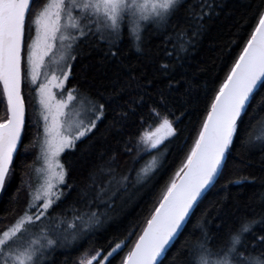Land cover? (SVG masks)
Masks as SVG:
<instances>
[{
    "label": "snow or ice",
    "instance_id": "snow-or-ice-1",
    "mask_svg": "<svg viewBox=\"0 0 264 264\" xmlns=\"http://www.w3.org/2000/svg\"><path fill=\"white\" fill-rule=\"evenodd\" d=\"M36 3L0 0V85L7 104L6 117L0 121V191H6L14 178V155L24 141L26 107L22 87L26 80L38 97L39 116L36 138L33 144L25 145V151L38 147L37 162L41 165L35 169L40 178L35 188L22 180L21 187L27 185L29 189L23 212L13 223L0 228V264H53L57 248L78 244L104 226L97 212L74 215L66 227L62 218L54 215L75 190L67 182L69 171L61 155L87 139L98 122L102 123L106 110V104L93 100L86 90L66 87L74 79L78 59L97 50L105 57L119 58L125 40L145 55L151 40L159 39L164 56L174 61L159 64L156 69L160 78L167 79L157 102L166 107L169 96L182 82L190 84L183 76L173 84L176 65H182L197 38L207 30V21L218 14L216 0H44L33 10ZM248 27L251 30L242 47L234 42L240 50L214 90L197 137L181 165L161 187L150 217L121 264H164L188 224L192 228L176 248L170 264H264V235H257V231L264 232V193L259 211L245 206L241 213L239 204L231 212L221 211L229 201V185H243L255 178L239 175L221 185L224 198L212 203L195 221L191 219L206 193L216 187L228 169L237 138L245 151L259 148L264 152V133L254 136L249 124L241 134L244 117L252 120L264 111V97L253 103L264 90V0H260ZM142 78L147 83L137 87L148 95L156 77L148 79L142 74ZM144 95L125 102L128 111L120 114L121 120L136 114L135 109L144 105ZM150 114L158 124L154 129L148 125L134 148H125L127 154L135 149L134 160L141 152L151 155L162 147L166 151L165 141L177 135L175 121L168 118L171 113L161 115L152 108ZM179 119L176 117V121ZM160 167L156 156H152L150 162L135 170L134 176L129 169L117 178L111 166L90 170V183L76 199L88 209L101 204L110 209L130 186L133 190L145 187ZM103 196L108 199H101ZM13 201L18 202V196ZM8 211L15 214L16 207ZM232 217H236V226H229L221 237ZM133 234L130 230L125 240L106 255L102 250L94 254L86 251L75 264H112Z\"/></svg>",
    "mask_w": 264,
    "mask_h": 264
},
{
    "label": "trees",
    "instance_id": "trees-1",
    "mask_svg": "<svg viewBox=\"0 0 264 264\" xmlns=\"http://www.w3.org/2000/svg\"><path fill=\"white\" fill-rule=\"evenodd\" d=\"M43 2L44 0H37L33 10ZM216 3L218 7L215 12L218 14H214L207 21V30L202 37L197 38L195 46L185 55L182 65H176L173 73L174 85L175 80L181 79V76L190 84L182 82L178 90L169 96L166 107L159 106L157 102L158 92L166 88L167 79L160 78L156 69L159 64L174 63V61L164 56L159 39L151 40L145 49V55L137 53L125 40L120 45L119 58L105 57L103 51L97 50L89 56L79 58L76 62L73 70L74 79H70L66 86L86 90L93 99L105 103L106 110L102 123L98 122L97 129L75 149L66 150V153L62 154V163L69 171L67 182L73 185L75 190L59 205L54 215L61 217L64 223H70L74 215L88 211L97 212L103 219L104 226L95 235H90L78 244L57 248L53 254V264H75L86 251L94 254L97 250H102L106 255L117 243L125 240L130 230H134L126 246L112 260V264H121L123 257L134 245L145 226L146 219L150 217L156 205L161 187L181 165L197 137L214 90L218 88L240 50L234 42H238L242 47L243 40L247 38L246 34L251 30L248 24L252 21L260 0H216ZM142 74L148 79L156 77L154 85L147 90L148 95H144L143 89L137 87L138 84L147 83V80L142 78ZM24 88H26L24 141L18 146L19 151L14 156V178L7 186V190L0 192V228L13 223L16 216L23 212L29 190L27 185L21 187L22 180L28 182L35 160V147H29L25 151V145L33 144L37 134V123L33 121L31 115L36 100L33 88L27 82L22 87V92ZM142 95H144V105L136 108V114H130L126 121L121 120L120 114L128 111L125 102L139 100ZM262 97L264 90L257 94L253 103L255 104ZM133 107L135 108V105ZM152 108H157L161 115L171 113L168 118L175 121L173 126L177 129V135L165 141L166 151L162 147L160 152L153 151L151 155L141 152L138 159L134 160V157H137L135 149L131 154H127L125 148H134L139 141L140 133L147 130L148 125H152L154 129L158 124L156 118L150 114ZM251 111L252 109L249 108V114ZM6 114L5 100L0 89V117L4 119ZM176 117L180 119L176 121ZM249 124L252 126L251 131L254 136L264 133V111L259 112L252 120L245 116L241 124V134ZM235 144L228 169L217 182L216 187L206 193L203 202L196 209L195 216L191 217L193 221L212 203L222 200L225 190L221 189V185L237 179L239 175L255 178V181L243 185H229L227 188L229 201L221 209L222 213L231 212L236 204L240 205L241 213L245 206L259 211L260 197L264 193V152L259 148L251 152L245 151L241 147L239 138L236 139ZM161 152L164 154L161 155ZM152 156H156L158 164L162 167L156 171L155 176L145 187L133 190L130 186L128 193L122 192L121 196L116 198L114 207L109 209L101 204L99 208L93 206L88 209L83 202L76 199L80 190L90 183L88 179L90 170L111 166L115 169L117 178L129 169L133 170L134 176L135 170L150 162ZM113 157H115L114 162ZM112 187L114 190L116 185L113 184ZM17 189H21L19 193ZM129 194L127 200L122 199ZM108 195L110 196L111 192ZM16 196L18 202L14 203L13 198ZM101 199H108V196H103ZM12 207H16L15 214L8 211ZM235 220L236 217H232L225 225L221 237L229 226H236ZM191 228L192 224L186 225L184 236H180L175 241L176 247L168 253L164 264H170L176 248L180 246ZM257 235H264V232L257 231Z\"/></svg>",
    "mask_w": 264,
    "mask_h": 264
},
{
    "label": "rangeland",
    "instance_id": "rangeland-1",
    "mask_svg": "<svg viewBox=\"0 0 264 264\" xmlns=\"http://www.w3.org/2000/svg\"><path fill=\"white\" fill-rule=\"evenodd\" d=\"M25 82H27V80L25 81ZM67 87V86H66ZM30 88V87H29ZM68 88V87H67ZM33 90V93H34V95H35V100H36V103L34 104V106H33V112L31 113V115H32V118H33V121L34 122H36L37 123V120H38V116H39V102H38V97L36 96V93H35V91H34V89H32ZM25 93H26V88H24L23 89V92H22V94H23V96L25 97ZM93 99V98H92ZM93 100H95V99H93ZM3 119H2V116L0 117V121H2ZM41 133H42V127H41ZM37 135V134H36ZM38 152H39V149H38V147H35V160H34V162H33V164H32V167H31V171H30V177L28 178V183H30L32 186H33V188H35L37 185H38V183H39V174L35 171V169L36 168H39L41 165H40V163L39 162H37V155H38ZM61 162H62V155H61ZM27 189H28V187H27ZM29 190V189H28ZM65 191H66V189H65ZM28 196H27V200H28ZM25 206H26V203H25ZM24 206V207H25ZM14 222V221H13ZM45 223H47V222H45ZM71 223V222H70ZM67 224H69V223H64V225L63 226H67ZM9 225V224H8Z\"/></svg>",
    "mask_w": 264,
    "mask_h": 264
},
{
    "label": "water",
    "instance_id": "water-1",
    "mask_svg": "<svg viewBox=\"0 0 264 264\" xmlns=\"http://www.w3.org/2000/svg\"><path fill=\"white\" fill-rule=\"evenodd\" d=\"M1 90H2V85H0ZM5 105H6V110H7V104H6V100H5ZM15 156V155H14ZM1 192V191H0ZM141 234V233H140Z\"/></svg>",
    "mask_w": 264,
    "mask_h": 264
}]
</instances>
